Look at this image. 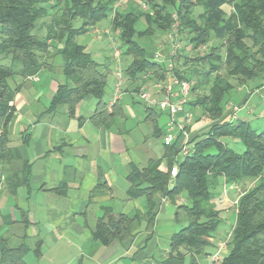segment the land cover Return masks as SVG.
Wrapping results in <instances>:
<instances>
[{
	"label": "trees",
	"instance_id": "16d2710c",
	"mask_svg": "<svg viewBox=\"0 0 264 264\" xmlns=\"http://www.w3.org/2000/svg\"><path fill=\"white\" fill-rule=\"evenodd\" d=\"M117 1L0 0V166L18 159L8 136L14 113L11 104L20 89L10 82L14 77L23 81L36 77L47 68L46 57L53 50L64 58L62 75L66 83L57 86L46 112L65 107L67 116L74 118L79 103L91 97L95 102L91 124L108 127L117 115L118 102L108 112L103 100L107 76L76 38L110 18L111 30L118 33L122 58L130 57L124 74L131 84L139 83L134 89L138 92L141 86L164 79L163 63L152 60L138 40L152 38L157 32L166 35L175 14L178 35L186 37L192 50L217 42L204 56L197 55L190 61L183 57L187 69H174L180 80L197 78L191 94L208 87L187 107L188 112L205 116L209 127L206 133L191 139L194 153L181 160L177 159V141L170 146L163 144L165 154L161 159L149 160L141 169L130 165L127 197L145 198L144 213L113 215L110 207H102L90 238L102 247L130 241L143 221L146 229L153 227L157 199L161 198L176 206V217L182 213L186 222L172 235L168 256L161 264H198L196 258L206 248L214 247V232L222 222L216 190L223 184L258 179L238 198L228 251L218 264H264V130L257 132L245 120L224 119V104L234 81L244 85L254 79L264 80V0H125L114 10ZM135 1L149 6L148 11H141ZM78 20L81 24L75 27ZM139 24L143 29L138 30ZM42 29L41 36L38 33ZM181 58L178 51L176 61ZM5 61L9 64H3ZM145 112L156 126L157 110L146 107ZM230 141L241 144L243 150L237 151ZM162 163L165 172L160 169ZM175 163L177 173L171 181L170 170ZM29 177L30 165L22 162L19 175L11 179L4 176V187L13 194L18 187L28 186ZM181 198L186 203H178ZM22 223L28 224L26 219ZM41 248V241L33 249L26 243L11 247L0 236V264H26L29 253L39 259Z\"/></svg>",
	"mask_w": 264,
	"mask_h": 264
},
{
	"label": "crops",
	"instance_id": "0c3cea01",
	"mask_svg": "<svg viewBox=\"0 0 264 264\" xmlns=\"http://www.w3.org/2000/svg\"><path fill=\"white\" fill-rule=\"evenodd\" d=\"M52 53V64L47 62V68L35 80L18 78L14 82L20 89L11 104L14 113L8 125V136L9 146L16 151L18 159L0 166V173L6 178H14L21 172L22 162H28L30 177L28 186L18 187L13 194L7 187L0 190V236L9 243L16 241L17 246L27 239H33L35 244L41 241L42 256L36 259L29 253L36 264H161L168 256L171 237L176 233L173 228L183 220L180 214L176 217V211L172 219H162L163 215L169 214L168 206L173 205L165 199H157L153 227L146 229L143 221L130 241L102 247L90 237L102 207H110L113 215L144 213L145 198L128 199L126 177L130 165L141 169L149 160L161 159L165 154L162 139L168 116L156 109L158 115L166 117L164 127H161L157 118V125H153V117H147L145 106L144 115L138 113L134 106L140 101L134 89L139 83L129 81L115 107L117 115L108 127L98 128L91 124L95 112L91 97L79 103L74 118L67 116L65 107H59L53 113L46 112L57 86L66 83L63 75L64 81L48 76L59 56ZM61 58L62 73L64 58ZM112 94L113 89L109 99ZM253 96L258 104L251 101ZM236 105L237 112L244 111L240 120L251 123L252 119L261 118L264 115V86L247 91ZM195 112L198 111L191 112L194 121L187 128L190 141L206 133L210 123L205 116H196ZM231 113L228 108L224 119H231ZM158 130L162 136L158 135ZM151 137L161 140L160 150ZM160 169L166 171L164 163ZM249 182L223 184L217 189L220 191L217 202L227 211L221 209L223 212H230L229 203L233 204L244 191L253 187L250 184L240 191ZM114 201L115 206L112 205ZM24 219L28 222L26 226L22 223ZM162 225L170 226V229L162 230ZM218 241L216 238L213 251Z\"/></svg>",
	"mask_w": 264,
	"mask_h": 264
},
{
	"label": "rangeland",
	"instance_id": "374dc122",
	"mask_svg": "<svg viewBox=\"0 0 264 264\" xmlns=\"http://www.w3.org/2000/svg\"><path fill=\"white\" fill-rule=\"evenodd\" d=\"M81 24V21H76L74 23L75 27H79ZM42 23H38V26L41 27ZM111 19L107 18L103 21H101L100 23H98L95 27H93L92 29H90L87 33H85L82 36H79L76 38V42H79L81 45L86 47V50L91 54L92 58L97 61V63L99 64V69L101 72L105 73L107 76V86L105 89V95L103 100L106 102L107 100H111V98L109 99V94L111 93V90L113 89V65L111 64L110 61V57H111V50H110V46L112 45V43H115L117 48H120L121 43L118 39V33H114L111 28ZM144 25L139 24L138 25V30L139 29H143ZM110 29V35L106 36L104 35V31L105 30H109ZM39 35H43L44 34V30L42 29L39 33ZM99 37V38H98ZM139 44L145 49L146 54L152 59L154 60V55L161 50L165 55H167L170 52V47L171 44L168 42L166 35H164L163 33H156V36H153L152 38H147L144 37L142 39L138 40ZM178 42L180 44V49L179 52L180 54H182V58L178 61H175V67H177V69H187V66H184L185 64L183 63V57H186L189 61L191 59H193L194 57L198 56H204L211 47L215 46L217 44V42L211 41L207 46L200 48L197 51L192 50L191 46L187 44V39L185 36H179ZM121 49V48H120ZM122 51V49H121ZM55 53L54 51L51 50V53ZM52 53V54H53ZM55 55V54H54ZM55 57V56H54ZM167 56H165L166 58ZM53 56L51 57V54L49 56L46 57V61L52 64L53 62ZM121 61H122V65H123V69L128 65V63L130 62V57H126V58H122L121 56ZM155 61V60H154ZM61 62H62V58L59 55L56 60L54 61V66L51 68V71L48 75V73H46L45 75L51 76L53 77L55 80H63L64 78L62 76L61 73ZM178 62V63H177ZM3 64L7 65L9 64V61H5ZM221 74H224L221 71ZM213 78V76L211 77V79ZM18 78L14 77V79L12 81H10L12 84H14L15 81H17ZM195 83L197 81V78H194L193 80ZM210 84V83H209ZM233 88L232 90L229 92L227 98H226V102L224 104L225 107V113L228 111V108L230 107H234L236 106L238 108V106L236 105L237 102L247 93V91L253 90V89H258L257 86L262 85L264 86V80H259V79H254L252 81L246 82V84L244 85H239L237 84L236 81H234L233 83ZM236 85V86H235ZM209 86V85H208ZM240 87V89H239ZM207 86L203 87L202 89L198 90L197 92H195L194 94L190 95V99L189 101H193L195 99V97L202 95L204 93H206L207 91ZM251 101L255 104H258V100L256 98V96H253L251 98ZM135 110L138 111V113L144 115V105L143 104H135ZM244 111H239V112H235V117L238 118L239 120L242 118ZM196 116L200 115L199 112H195ZM157 121L159 126L164 127V122L166 120V117L164 115H158L157 117ZM193 121H194V116H193ZM234 121V120H232ZM251 127L256 130L257 132H262L264 130V115L261 118L258 119H252L251 120ZM152 142L156 145V148L158 150L161 149V140L158 138H153L151 137ZM224 142L228 143L229 139H225ZM237 151H242L243 147L241 146V144L234 143L232 145ZM156 152V151H154ZM154 158V157H153ZM182 157L179 156L178 160H181ZM258 182V179L255 180H250L249 184L244 187V189L242 188V191L245 190L250 184H252L254 186L255 183ZM219 190H216V203H217V208L219 210H223V206L222 204L218 203L217 198L219 197ZM238 194V193H237ZM116 201H114L112 203V205L115 206ZM178 203H186L184 198H181L178 200ZM230 206V212L226 213V212H222L221 213V224L219 225L218 229L216 230V232H214V236L216 238H219L218 242H224L226 244H228L229 239H230V233L232 230V225L234 224L235 221V207L236 205L229 203ZM169 208H167V211L169 212V214L167 215H163L162 219H172V217L174 216V212L176 211V206L174 205H170L168 206ZM234 209V210H232ZM229 210V209H227ZM101 215V212H100ZM180 218H183V214L180 213ZM179 221L178 224H176V226L173 228L175 232H177L178 230H180L185 224V220L184 221ZM232 225H231V224ZM160 229H165L168 230L170 229V226H166V225H162ZM214 242V241H213ZM217 242V243H218ZM27 244V246H29L30 248L34 247L35 241L33 239H27L26 242H24ZM19 243H17L14 240H10L9 245L11 247H15L17 246ZM216 249V247H215ZM215 251H213L210 247L206 248L204 253L200 256H198L196 258L197 263L198 264H209L210 263V255H213ZM26 264H36L33 256L31 254H29L26 258H25ZM188 264V261L187 263Z\"/></svg>",
	"mask_w": 264,
	"mask_h": 264
},
{
	"label": "built area",
	"instance_id": "2783aa9c",
	"mask_svg": "<svg viewBox=\"0 0 264 264\" xmlns=\"http://www.w3.org/2000/svg\"><path fill=\"white\" fill-rule=\"evenodd\" d=\"M125 0H118L114 4V10L117 9ZM136 5L141 11L147 12L149 6L145 3L136 2ZM173 23L166 33L168 42L171 44L170 52L165 55L159 50L153 57L158 63L164 65V79L157 83H152L150 86H141L136 93L137 99L145 107L155 108L158 111L165 113L168 116V122L165 127V133L163 135V144L170 146L179 141V156L182 158L187 157L194 153V145L190 142L188 126L193 123V115L186 109L190 99L191 90L194 87L195 82L193 80L186 81L180 80L174 73L175 61L180 49L178 42V21L175 14H172ZM104 35H110V29L104 31ZM99 38V37H98ZM111 57L110 61L113 65L114 86L113 94L110 102L107 103V110L112 112V107L123 97L125 94V85L127 78L124 74V69L121 61L122 51L117 48L115 43L110 46ZM165 56H167L165 58ZM30 78V77H29ZM35 77H31L30 80H35ZM232 111L231 120H236L235 112L239 109L236 106L230 107ZM177 157V159H178ZM177 163L172 166L170 170L171 181L175 178L177 173ZM5 186L4 175L0 174V190ZM225 196V192H223ZM239 198V197H238ZM238 198L233 203L237 204ZM230 237V236H229ZM224 242H218L217 248L213 255H210V263L218 264L223 256L228 251V246Z\"/></svg>",
	"mask_w": 264,
	"mask_h": 264
}]
</instances>
